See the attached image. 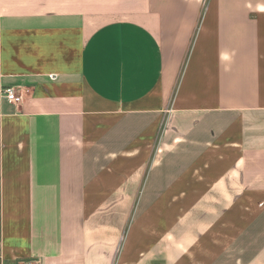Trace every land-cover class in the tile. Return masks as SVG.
Instances as JSON below:
<instances>
[{"label":"crops","instance_id":"1","mask_svg":"<svg viewBox=\"0 0 264 264\" xmlns=\"http://www.w3.org/2000/svg\"><path fill=\"white\" fill-rule=\"evenodd\" d=\"M0 264H264V0H0Z\"/></svg>","mask_w":264,"mask_h":264},{"label":"built area","instance_id":"2","mask_svg":"<svg viewBox=\"0 0 264 264\" xmlns=\"http://www.w3.org/2000/svg\"><path fill=\"white\" fill-rule=\"evenodd\" d=\"M1 96L11 104H20L22 101V96L20 92L15 87H6L0 89ZM22 264H42L39 260H28Z\"/></svg>","mask_w":264,"mask_h":264}]
</instances>
